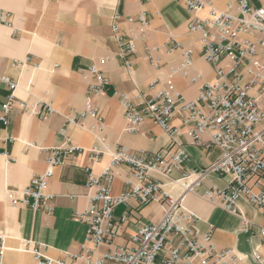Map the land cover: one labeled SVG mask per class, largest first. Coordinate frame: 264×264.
Masks as SVG:
<instances>
[{
    "label": "crops",
    "instance_id": "0c3cea01",
    "mask_svg": "<svg viewBox=\"0 0 264 264\" xmlns=\"http://www.w3.org/2000/svg\"><path fill=\"white\" fill-rule=\"evenodd\" d=\"M212 2L223 9L227 2L235 4L236 0ZM0 9L7 13L8 22H0V74L17 83L13 91L15 100L8 113L9 124L5 127L0 121V231L6 235L1 264H36L32 253L21 248L24 239L41 244L42 253L51 258L68 261V254L79 252L86 224L73 214L82 211L87 204L85 168L100 174L109 162L108 153L94 161L88 160L89 147L100 138L111 145H124L134 152H166L180 146L189 155L182 168L173 171L168 178L154 174L172 196L181 192L175 179L183 171L205 166L219 156L216 147L190 143L185 132L187 127L181 123L178 110L170 121L171 126L179 128L178 144L170 145V137L150 118L144 120L138 133L124 130L117 92H126L132 97L141 93L148 98L170 80L176 91L191 99L203 82L215 78V66L202 57L201 32L187 28L191 13L178 0H0ZM115 13L119 14L120 34L128 27L137 26L135 22H128V17L143 13L147 21L144 35L136 41V51L126 55L132 65L131 72L123 65L111 29ZM206 13L205 7L197 15ZM171 39L192 50L186 76L171 72V67L182 61L178 51L165 50L163 44ZM145 45L158 46L153 54L156 63L147 59ZM104 56L108 60L102 63L99 58ZM26 57L23 66L12 64L13 60ZM91 64H97L109 80L103 94L92 96L102 115V128L89 116L66 125L71 144L82 150L67 162L55 166L52 176L47 179L46 190L52 194V211L32 210L22 203L21 189L33 175L44 171L47 148L62 143L58 130L65 124V116L83 106L86 78H92L87 72ZM196 74L200 78L191 81L190 77ZM9 92L8 84L0 81V114L1 104ZM29 99L49 101L56 111L46 119L27 114L18 100ZM6 134L12 140L6 139ZM207 138L208 133L201 136L203 141ZM112 169V193L127 190L128 167L118 164ZM226 179V175L209 174L196 191L184 196L182 205L196 216L193 225L199 233L211 229L218 247H233L242 255L239 264H264V239L259 236V227L264 226V206L257 207L243 199L238 201L241 216L250 222L249 230L244 231L240 216L224 211L201 195L209 186H223ZM113 214L117 221L113 244L132 246L130 234L145 223L159 220L163 209L156 202L139 204L129 199L116 205ZM179 239L176 237L174 242ZM106 248L100 246L97 252ZM253 249L260 255L259 260L253 257Z\"/></svg>",
    "mask_w": 264,
    "mask_h": 264
},
{
    "label": "built area",
    "instance_id": "2783aa9c",
    "mask_svg": "<svg viewBox=\"0 0 264 264\" xmlns=\"http://www.w3.org/2000/svg\"><path fill=\"white\" fill-rule=\"evenodd\" d=\"M191 13L186 26L189 30L200 31L202 57L215 66V78L201 84L196 96L186 99L176 91L174 84L167 80L165 87L145 98L141 93L135 97L126 92H117L122 109L124 130L135 134L142 129L143 122L150 118L171 139L170 145L178 144V127L170 121L175 111H180V121L186 126V134L193 145H204L219 149V156L209 164L182 172L175 179L181 187L178 196H172L163 184L154 177L159 174L170 177L182 168L189 155L180 146L172 151H132L124 145H111L100 138L89 147L88 160L94 161L104 153L109 154V162L100 174L86 170L84 194L86 207L74 212L73 216L86 224V232L80 250L68 254L70 260L51 258L29 239L22 240L21 248L28 250L36 264H239L242 255L233 247H218L212 238V230L199 233L193 225L196 216L182 205L187 193L196 191L209 174L226 175L223 186L212 185L201 195L210 203L224 211L241 217L244 231L250 222L241 216L237 206L240 199L247 203L264 206V0H236L227 2L219 9L213 0H178ZM207 8L204 16L197 12ZM7 13L0 9V22L8 23ZM119 14H114L111 29L119 45V53L124 67L132 71L126 55L136 51V41L145 33L147 21L143 13L128 17L136 27H128L119 33ZM167 52L178 51L182 56L179 65L171 67V72L187 75L192 50L171 39L163 44ZM147 59L156 63V45H145ZM16 59L12 64L23 66L24 61ZM105 63L107 56L99 58ZM86 78L85 101L81 108L71 110L65 116V124L58 130L62 143L47 148L46 167L40 174L33 175L21 189V201L32 210L51 212L52 194L47 192V179L53 168L59 166L82 150L71 144L66 125L78 123L85 117L94 118L102 128V115L94 105L92 96L103 94L109 83L107 76L97 64H91ZM200 78L191 76V81ZM0 81L8 84L10 92L1 104L0 121L9 124L8 113L15 100L13 93L16 82L7 75L0 74ZM23 112L46 119L56 111L49 101L40 99L18 100ZM208 133L203 141L201 136ZM6 139L12 140L8 134ZM125 164L130 174L126 177L129 188L118 194L111 191L114 177L113 167ZM129 199L139 204L156 202L163 209V216L148 222L129 236L132 246L113 244L117 221L113 209ZM259 236L264 239V226L259 227ZM180 237L178 242H174ZM6 235L0 231V264L5 248ZM106 246L101 252L97 248ZM252 255L259 260L260 255L253 249Z\"/></svg>",
    "mask_w": 264,
    "mask_h": 264
}]
</instances>
